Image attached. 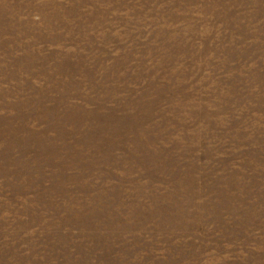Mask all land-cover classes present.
<instances>
[{"label": "rangeland", "instance_id": "rangeland-1", "mask_svg": "<svg viewBox=\"0 0 264 264\" xmlns=\"http://www.w3.org/2000/svg\"><path fill=\"white\" fill-rule=\"evenodd\" d=\"M0 264H264V0H0Z\"/></svg>", "mask_w": 264, "mask_h": 264}]
</instances>
